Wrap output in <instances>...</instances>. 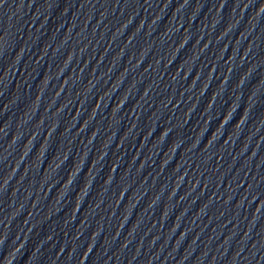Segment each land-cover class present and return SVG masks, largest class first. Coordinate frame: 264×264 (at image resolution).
Returning <instances> with one entry per match:
<instances>
[{"label": "water", "instance_id": "water-1", "mask_svg": "<svg viewBox=\"0 0 264 264\" xmlns=\"http://www.w3.org/2000/svg\"><path fill=\"white\" fill-rule=\"evenodd\" d=\"M0 264H264V0H0Z\"/></svg>", "mask_w": 264, "mask_h": 264}]
</instances>
